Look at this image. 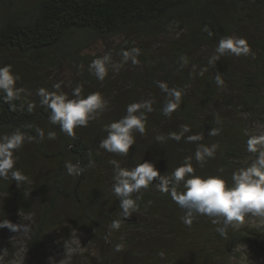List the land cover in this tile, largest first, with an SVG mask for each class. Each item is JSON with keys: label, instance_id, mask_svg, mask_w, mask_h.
Instances as JSON below:
<instances>
[{"label": "trees", "instance_id": "obj_1", "mask_svg": "<svg viewBox=\"0 0 264 264\" xmlns=\"http://www.w3.org/2000/svg\"><path fill=\"white\" fill-rule=\"evenodd\" d=\"M6 1L10 0H0ZM230 1L235 9L232 10L237 12L234 16H240V19L246 21L255 18L259 21L264 0ZM227 3L229 2L225 0H42L32 11L17 18L11 17L5 22L0 28V51H16L26 61L35 53L52 51L63 42L72 41L68 39L70 33L90 32L105 38H129L136 35L145 40V43L160 35L173 36V39L165 50L158 47L152 52L149 46L140 50V60L146 67V74L142 78L137 76L131 89L133 94H138V85L142 84L148 93L146 98H128L126 90L110 91L107 80L100 81L84 73L90 85L95 87L91 93L100 92L107 101V107L99 111L87 126L77 127L74 137L68 136L60 130L58 124L49 121L50 110L40 104L41 98L37 95V89L48 88L45 84L35 83L27 92L22 86L15 85L22 91L17 99L10 102H6L0 93V135L11 134L19 129L26 136L32 137L31 141H26L32 144L41 161L48 162L50 166L49 173L40 176L21 157L22 148L15 152V168L20 169L27 180L19 182L17 186V181L10 177L0 179V190L12 206L9 210L0 205V220L7 217L13 219L23 214L33 215L37 221L35 245L41 243V238L51 229H62L65 224L85 233L100 228L104 239L111 245L113 239L108 232L116 230H110L109 225L119 219L122 227L127 221L122 215L118 198L111 190L114 166L109 161L113 159L125 168L150 161L163 175L171 174L186 157H192L191 163L196 175L205 178L219 175L231 184L232 173L243 167L239 146L248 140L246 131L242 122L221 119L207 113V110H212V100L218 99L220 94V86L216 83L218 74L226 86L238 85L245 99L239 106L241 109L257 105L253 98L263 90L264 50L247 70L238 74L232 71V66L226 65L214 67L213 71L217 73L213 78L208 75L198 76L199 81L207 80L208 94L204 95L201 91L204 85L194 83L200 90L197 103L192 102L187 89H182L183 85L194 80L185 69V66L196 67L194 54L205 47L215 50L221 38L233 36L232 21L223 15ZM179 32L183 35L175 37ZM132 46L133 41H125L120 45L119 51H130ZM81 60L84 62L89 57ZM160 78L169 89H177L182 93L179 108L170 116H165L162 112L165 102H156L160 98L156 96V90L160 92L156 83L161 81ZM177 81L178 87L175 86ZM48 91L55 90L49 88ZM91 93L81 95L86 97ZM162 95L167 96V93L162 92ZM68 96L72 98L71 95ZM146 100L152 101L153 111L145 113V132H134L135 145L129 153L120 155L100 149L99 143L107 135L105 126L124 117L128 105ZM29 104L33 105L31 111ZM185 125L190 131L184 133L179 141L168 138L170 133L179 134ZM211 129H217L218 134L209 135ZM39 130L43 131V138L40 137ZM49 132L55 133L54 139L48 138ZM159 135L165 139L158 142L156 137ZM192 135H199L202 139L188 141L187 137ZM200 144L218 145L214 157L198 163L194 154ZM90 160L94 161V167H88ZM67 162L79 164L84 171L79 176L69 175L65 167ZM179 190H183L182 185ZM40 194H43V198L34 203ZM137 195L140 196L137 201L139 208L133 213L153 215L165 219L171 227H186L197 233L201 228L209 226L214 230L216 238H210L208 242L215 244L216 240L221 241L222 253L225 248L230 250L238 244H250L264 256V228L258 233L235 232L234 228H229L227 237H223L216 232L217 226L211 225L210 218L205 215L196 217L190 227L186 226L181 220L184 211L170 195L161 193L152 186L132 194L134 199ZM60 200L71 206L74 212L54 216ZM173 261L171 259L168 263Z\"/></svg>", "mask_w": 264, "mask_h": 264}, {"label": "rangeland", "instance_id": "obj_2", "mask_svg": "<svg viewBox=\"0 0 264 264\" xmlns=\"http://www.w3.org/2000/svg\"><path fill=\"white\" fill-rule=\"evenodd\" d=\"M41 1L10 0L0 2V28L11 17L17 18L23 16L27 11H32ZM225 1L229 3L225 4L223 15L232 21L233 36L244 38L250 46L251 53L239 57L225 54L219 56V59L212 63L209 61L213 56L218 55L214 49L205 47L194 54L196 67L185 66L187 73L194 77V80L192 83L182 86V89L188 90V95L193 103L198 102L200 95V90L196 88V84L204 85L201 87V91L204 95L208 94L207 80H204L205 82L199 81L198 76L208 75L213 78L215 77L214 74L217 73L214 72L215 70L213 71L214 67H226V65L232 66V71H236L238 74L240 71L247 70L254 59H258L264 50V5L260 11L262 13L259 21H256L257 18L246 21L240 19V16H234L237 12L233 11L235 9L232 7V2L230 0ZM178 35L183 34L179 32L175 37ZM135 37L136 35L129 36V38L125 36L105 38L90 32L70 33L68 39L72 41L63 42L61 46L52 51L35 53L31 59H27L32 61L30 63L16 51H0V66L11 65L13 73L19 76L16 85L22 86L26 92L30 87H34L35 83H43L46 87L48 86L47 90L52 88L55 91L57 89L54 86L60 84L59 91L71 96L72 90L78 86L82 88L81 94H88L95 87L90 85L84 77V73L89 74L90 77H95V75L89 72L87 63H91L106 53L111 54L113 64L120 63L123 52L119 51L121 50L120 45L128 40L133 41V46L130 49H139L140 53V50L146 46H149L152 52L158 47L165 50L170 46L173 39V36L160 35L145 43L142 38ZM75 42L78 43L75 45ZM84 57H89V60L83 62L81 58ZM137 60L139 63L135 65L131 60L122 64L118 72L113 71L109 66L105 80L110 83V91L126 90L128 98L133 96L146 98L148 93L143 89L142 84L138 85V94H133L131 89L136 77L142 78L146 74V67L140 60V54L137 56ZM103 86L102 83L101 87L103 88ZM175 86H179L178 81ZM219 86L218 99L212 100L214 107L212 110H207V113L230 122H242L247 138L251 135L264 134V83L261 85L263 90L253 98L257 105L244 107V109L239 107L245 102V99L237 84ZM162 92L161 89L159 93L156 90V96L160 97L156 100L157 103L160 100L164 103L167 98L166 95H162ZM239 147L243 159L241 164L243 167L250 166L258 153L249 152L247 142L240 143ZM21 148V157L35 172L40 176L49 173V163L41 161L29 141L25 140ZM42 198L43 194H40L34 203ZM58 203L54 216L74 212L73 208L64 201L60 200ZM0 205L9 210L12 209L8 198L1 190ZM7 220L16 225H27L29 231L24 233L21 231L13 232L8 228L0 229V249H8L3 264H109V262L110 264H167L171 259H174L173 263L168 264H264V256L250 244H238L232 246L230 250L225 248V252L222 253L221 241L216 240L215 244L208 242V239L216 238L211 227H203L198 233L186 227L177 229L176 226L171 227L165 219L156 218L153 215L132 213L119 230L108 232L113 239L111 245L107 239H104L103 231L100 228L91 229L89 233H85L68 224L59 230L51 229L44 238H41V243L35 245L34 235L37 230V221L33 215H17L13 219L7 217ZM211 225H213L212 222ZM215 226L218 227V225ZM263 228L264 226H256L255 223L249 224L246 217L245 224L234 228L233 231L258 233ZM72 233L79 236L81 248L69 253L65 250L64 243L71 238ZM117 244L123 245L121 251L116 250Z\"/></svg>", "mask_w": 264, "mask_h": 264}, {"label": "clouds", "instance_id": "obj_3", "mask_svg": "<svg viewBox=\"0 0 264 264\" xmlns=\"http://www.w3.org/2000/svg\"><path fill=\"white\" fill-rule=\"evenodd\" d=\"M205 27V31H207ZM218 55L212 57L209 63L219 59V56L232 54L237 57L246 56L251 53L250 46L244 38L235 36H225L219 40L215 49ZM139 49H131L122 52V61L113 64L111 54L106 53L102 57H97L89 65V72L103 81L108 75L109 66L113 71L118 72L122 64L129 60L135 65L139 63L137 56ZM19 76L13 73L11 65L0 66V93L3 94L6 102H10L19 97L22 89L17 88L16 82ZM158 87L165 93V100L162 112L165 116H170L180 106L182 93L177 89H169L164 82L157 81ZM217 85H223V80L218 74L216 76ZM57 91L47 89H37V95L41 98L40 104L50 110L49 121L58 124L60 130L70 137L75 136L77 127L87 126L88 122L96 118L99 111L107 107V101L100 92H93L82 96V88L76 87L72 90V98L59 91L60 84L54 86ZM14 107V105H13ZM29 111L33 105H28ZM152 101L132 103L127 106L126 115L105 126L107 135L101 139L99 148L109 153L127 155L129 150L135 145L134 132L143 134L145 132L146 112H151ZM190 131L185 125L182 131L170 133V139L179 141L184 133ZM218 134L217 129H211L209 135ZM39 135L43 138L44 133L39 130ZM49 139L55 138L54 132L48 133ZM31 141L33 138L17 129L11 134L0 135V179L9 177L19 182L26 181L20 169L15 168L17 157L15 152L19 150L25 140ZM164 136L156 137L158 142L163 141ZM202 137L199 135L188 136V141H198ZM218 145L211 146L200 144L194 154L198 163L204 162L207 158H213ZM247 149L251 153H258L256 159L247 167H241L232 173L231 184L221 176L201 177L195 174L191 163L192 157H186L184 162L174 169L171 174L161 175L156 165L150 161H143L131 168L121 167L120 163L113 159L109 161L113 166L112 192L119 200V207L125 219L129 218L133 212H137L139 205L137 201L140 196L134 199L133 193H140L141 189H148L150 186L157 191L170 195L172 200L184 211L181 217L186 226H191L196 217L205 215L211 219L216 227V232L227 237L229 228L240 227L245 224L246 217L249 224L264 226V134L251 135L247 140ZM69 175L79 176L84 171L79 164L67 162L65 164ZM88 167H94V161H89ZM182 185L183 190H179ZM110 230H119L121 220L117 219L109 225ZM8 228L13 232L21 231L27 233L29 227L23 224H13L9 220H0V229ZM64 248L71 253L81 248L79 236L72 233L71 238L66 240ZM122 244L116 245V250L121 251ZM8 249H0V264H3L4 257Z\"/></svg>", "mask_w": 264, "mask_h": 264}]
</instances>
